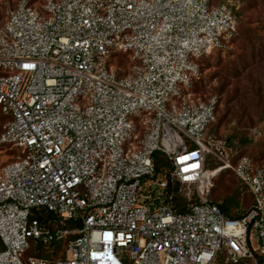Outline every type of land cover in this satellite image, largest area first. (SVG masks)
I'll return each instance as SVG.
<instances>
[{
  "label": "built area",
  "instance_id": "1",
  "mask_svg": "<svg viewBox=\"0 0 264 264\" xmlns=\"http://www.w3.org/2000/svg\"><path fill=\"white\" fill-rule=\"evenodd\" d=\"M238 7L0 0V264H264V165L231 163L226 134L208 131L216 96L193 91L198 61L237 36ZM209 156L252 196L243 217L212 202ZM34 208L58 228L29 220ZM52 243L53 262L28 254Z\"/></svg>",
  "mask_w": 264,
  "mask_h": 264
},
{
  "label": "trees",
  "instance_id": "2",
  "mask_svg": "<svg viewBox=\"0 0 264 264\" xmlns=\"http://www.w3.org/2000/svg\"><path fill=\"white\" fill-rule=\"evenodd\" d=\"M235 1V0H231ZM239 2V7L237 10H234L237 21V36L231 41L230 47L225 51H216L209 55L206 58H201L198 61L201 78L202 71L205 69V63L208 59L215 58L218 62L221 57H230L234 51V47L237 45L239 51L237 58L240 62L239 70L235 67L236 64H233V60L229 61L225 68L229 73L233 75H240L247 68H255V65L264 64V12L261 14V19L258 20L256 26L258 28H250L248 23L245 25L244 20L247 16V2L245 0H237ZM263 16V17H262ZM256 30L261 31V35H258ZM238 42V43H237ZM236 77V76H234ZM201 78L198 82L195 83L193 91L197 93L199 91V84ZM261 78L264 79V73L261 74ZM258 83V77L253 79V85ZM260 87H256L255 96L258 101L261 99ZM201 99V98H200ZM203 100V99H201ZM205 101V100H203ZM218 101V100H217ZM216 119L215 122L209 127L208 131L215 137H220L219 125L220 118H217V105H216ZM2 121V119H0ZM258 122L264 123V114L259 115ZM251 129L258 130L261 135L255 136L251 133ZM264 131V130H263ZM226 139L228 145L232 149V157L230 159L231 163L234 164L238 158L241 156H248L251 158L255 166L264 165V132L257 127H249L246 124H243L240 127H235L231 134L227 136ZM156 176L154 178H159L163 168H166L167 164L164 160V157L161 153L156 152L153 157ZM220 166L219 162H216L212 156H209L206 163V168L210 171L217 169ZM210 198L213 203H215L221 212L229 218L238 219L243 217L253 205V199L250 193H248L240 184L238 179L232 173L231 170L225 169L218 172L213 178V187L211 189ZM174 204L180 208V200L174 198ZM29 220H37L40 227L49 229L51 231L58 228V218L51 212L47 211L45 208H34L30 210L28 215ZM68 229L80 228L79 222H67ZM75 237L70 235L69 238ZM60 250L59 243H52L48 247H43L40 245L30 248L28 251L29 255L34 257L46 260L48 262H53Z\"/></svg>",
  "mask_w": 264,
  "mask_h": 264
},
{
  "label": "rangeland",
  "instance_id": "3",
  "mask_svg": "<svg viewBox=\"0 0 264 264\" xmlns=\"http://www.w3.org/2000/svg\"><path fill=\"white\" fill-rule=\"evenodd\" d=\"M215 4H225L226 0H213ZM247 2V16L244 24L248 23L250 28H258L256 23L261 19V14L264 12V0H245ZM15 0H10V6H14ZM4 10L0 11V22L2 21ZM261 12V14H259ZM263 17V16H262ZM263 29H264V24ZM247 26V25H246ZM258 35H261L260 30H256ZM238 43V42H237ZM239 51L234 47V51L230 57H221L218 62L215 58L208 59L205 69L202 71V78L199 84V91L195 93L196 97L203 100L209 97L216 96L217 98V118H220L219 132L231 134L235 127H240L243 124L249 127H257L264 132V123L258 122L259 115L264 114V79L261 74L264 73V64L255 65V68H247L240 75L229 73L224 66L233 60V64L239 70L240 62L237 58ZM118 58L115 59V64L122 67H127V62L122 53H116ZM264 63V59L263 62ZM236 76V77H234ZM258 77V83L253 85V79ZM256 87H260L261 99L258 101L255 96ZM4 146L3 148H7ZM159 178H164V173L161 171ZM251 245L253 249L258 247L256 233L252 234Z\"/></svg>",
  "mask_w": 264,
  "mask_h": 264
},
{
  "label": "bare ground",
  "instance_id": "4",
  "mask_svg": "<svg viewBox=\"0 0 264 264\" xmlns=\"http://www.w3.org/2000/svg\"><path fill=\"white\" fill-rule=\"evenodd\" d=\"M219 171H216V172H214V173H212V171H210V172H207V176H214V175H216L217 173H218Z\"/></svg>",
  "mask_w": 264,
  "mask_h": 264
}]
</instances>
